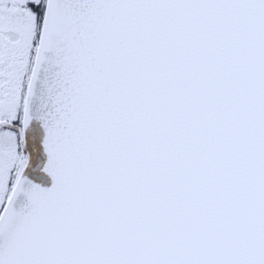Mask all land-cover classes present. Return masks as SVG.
<instances>
[{"label":"snow or ice","instance_id":"6c2138e0","mask_svg":"<svg viewBox=\"0 0 264 264\" xmlns=\"http://www.w3.org/2000/svg\"><path fill=\"white\" fill-rule=\"evenodd\" d=\"M0 264H264V0H0Z\"/></svg>","mask_w":264,"mask_h":264}]
</instances>
